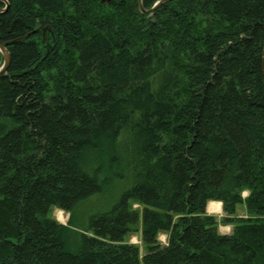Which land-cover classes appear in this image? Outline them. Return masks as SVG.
Segmentation results:
<instances>
[{"label":"trees","instance_id":"obj_1","mask_svg":"<svg viewBox=\"0 0 264 264\" xmlns=\"http://www.w3.org/2000/svg\"><path fill=\"white\" fill-rule=\"evenodd\" d=\"M8 1L0 264H264V0Z\"/></svg>","mask_w":264,"mask_h":264},{"label":"rangeland","instance_id":"obj_2","mask_svg":"<svg viewBox=\"0 0 264 264\" xmlns=\"http://www.w3.org/2000/svg\"><path fill=\"white\" fill-rule=\"evenodd\" d=\"M248 194H249V191L245 190L243 192V197H246ZM118 196H119V190H114V189L108 190L104 194H98L96 196H93L90 199V201H88L83 206L82 210H80V217H79L80 222L86 223L88 220V215L95 209L97 210L98 209L100 210L109 209L114 204V202L117 200ZM134 207H139V204L137 203L134 204ZM59 210H62L65 213L64 220H60L59 212H58ZM206 210L210 214H215L217 218L219 219V231L221 233L230 234L234 231V227H235L234 223H228V222L225 223V222L220 221L221 217L225 214L223 211V205L221 207L219 203H215L211 201L208 203ZM50 216L55 218L61 223L68 224L70 217H71V212L57 208V207H52L50 209ZM236 216L248 217V211H247L245 204L243 203L238 204ZM167 237H168V234L163 232V233H160L158 238L162 243L165 244L167 242ZM125 240L139 245L142 254H145L146 246L145 244H143V239L141 237V231L130 233L128 236L125 237Z\"/></svg>","mask_w":264,"mask_h":264},{"label":"water","instance_id":"obj_3","mask_svg":"<svg viewBox=\"0 0 264 264\" xmlns=\"http://www.w3.org/2000/svg\"><path fill=\"white\" fill-rule=\"evenodd\" d=\"M2 3H4V7H0V12H4L9 7V1L8 0H0ZM168 0H157L154 5L150 9H146L143 5V0H138L140 10L143 13H152L155 11L159 6H161L162 3L166 2ZM0 51L2 52L4 56V61L2 66L0 67V74H3L7 72L10 63H11V53L9 49L7 48L6 44H3L0 42ZM262 73L264 76V44H263V50H262Z\"/></svg>","mask_w":264,"mask_h":264},{"label":"bare ground","instance_id":"obj_4","mask_svg":"<svg viewBox=\"0 0 264 264\" xmlns=\"http://www.w3.org/2000/svg\"><path fill=\"white\" fill-rule=\"evenodd\" d=\"M58 212H59V218H60V220H64L65 213L62 210H59Z\"/></svg>","mask_w":264,"mask_h":264},{"label":"crops","instance_id":"obj_5","mask_svg":"<svg viewBox=\"0 0 264 264\" xmlns=\"http://www.w3.org/2000/svg\"><path fill=\"white\" fill-rule=\"evenodd\" d=\"M210 202H211V201H210ZM212 202L219 203L221 207H222V205H223L221 201L212 200Z\"/></svg>","mask_w":264,"mask_h":264}]
</instances>
